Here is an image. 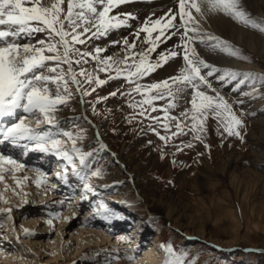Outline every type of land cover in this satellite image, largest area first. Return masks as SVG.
Segmentation results:
<instances>
[{"label": "rangeland", "instance_id": "374dc122", "mask_svg": "<svg viewBox=\"0 0 264 264\" xmlns=\"http://www.w3.org/2000/svg\"><path fill=\"white\" fill-rule=\"evenodd\" d=\"M128 4L129 2L114 9L112 15L127 13L125 7ZM122 30L129 35H121L117 40L121 42L120 45L110 44L109 46L113 54L119 56L123 55V39L128 37L130 39H127L132 41L136 33L131 27H121L111 31L108 35L114 32L119 33V31L124 32ZM258 33L264 39V33L260 31ZM145 35V33H140L141 38ZM42 36L43 34H37V38H42ZM107 36L91 43L94 45L101 43L106 40ZM137 43L138 47L147 46L140 44L139 41ZM77 47L85 46L77 45ZM237 49L240 55L245 57V59L238 58V60L246 62L245 64L249 67L224 69L239 73H253L257 77L264 75L263 71L253 67L254 62L264 67V61L256 52L242 45ZM158 54L161 53L156 48V51L151 53L149 61L154 63L158 59ZM171 64H173L172 59L166 63L162 62V66L150 75H146L140 83L148 85L168 79V76L165 77L166 79H159L158 74L167 66L172 69ZM85 67L94 68L95 61ZM179 67L178 71L177 69L172 70L173 74H170V77L179 74L182 68L181 65ZM170 68L168 71L171 70ZM97 75L100 79H107V75L103 72ZM235 83V81H224L226 87L230 85L235 87ZM212 86L231 105L236 116L243 121L242 126L238 128L243 139L234 135L229 136L219 120L209 116L204 124L205 130L199 133L200 140L194 139V134L185 128L186 134L172 137L165 143L152 129L155 128L160 135L171 136V132L176 131L174 125L171 132H165L163 127L152 121L150 117L163 118L164 113L159 109L166 106V100L155 101L158 110L155 112L149 110L142 116L140 115L141 106H137V102L147 97L131 92L130 89L133 86L126 83L123 78L108 80L102 86L92 85L95 91L83 97L75 92L73 87L71 100L66 106L60 105L55 114L56 116L60 114L57 122L63 126V132L69 131L74 136L82 137L77 141V147L82 152L91 153V156L87 157V169L91 172L99 170L101 174L96 177L105 181L106 186L108 183L109 185L106 187L89 180L86 183L92 187L93 191L85 192V183L79 182V178L69 176L70 173L67 172L72 171V168L67 169V183L74 187V195L78 194L79 202L76 204L79 205L76 214L70 219H67L68 215L64 216L69 208L64 207L63 204L69 205L70 201L67 199L74 197H62L51 202L52 204L48 203L49 206L43 208L45 214L39 220L32 222L30 219H24L25 216H21V211L17 206L23 201V204L36 203V201L40 203L44 198V193L40 189L48 188V184L43 182V187L35 181L32 183L34 173H38L35 169L14 167L10 173L0 172V192L6 188L9 192V198L3 193L0 195V209H12L10 214L5 213V217L3 213H0V226L2 228V225H5L4 228L7 230V232L4 231L5 233H0V247L4 245V250H7L6 248L11 246L18 250L17 257L9 261L0 259V264H120L125 261L124 255L131 251L130 246H134L135 254L139 255L146 244H151L154 249L150 256L153 264H165V260L170 258L169 248L176 256L183 259V264H264V123L260 120L264 118V103L258 104L264 101V86H261L258 78L255 81H247L235 92L229 94L225 89H220L213 83ZM85 87L88 86L85 85ZM253 87L258 90L256 93L244 95L246 92L252 93ZM207 91L209 95L215 96L214 92ZM112 92H117V94L112 96L110 95ZM190 98L191 90L182 99L176 101L178 106L170 110V115L179 117L181 112L190 108L191 105L186 102ZM142 107L148 108L147 105ZM18 112L17 117L26 115L22 111ZM64 113L69 114L71 122H65L64 116H61ZM30 119L36 121L40 117L33 116L28 120ZM28 120L26 123L35 128V124ZM101 123L104 124L103 130H106L105 135L101 134ZM186 123L190 127L191 122L186 121ZM61 139L65 141L64 147L70 150L72 142L67 138L61 137ZM188 143H191L193 147H184ZM178 147L182 150L178 151ZM19 150L21 149L16 148V152ZM122 150L124 152L121 154ZM133 155L137 160L143 161V164L147 163L148 180L144 181L142 188L135 187L136 179L128 173L131 168L126 164L127 158ZM41 156V152L36 151L30 158L35 164L47 162V168L42 171L46 177L41 176L42 179L52 177L59 179L55 173L62 174V172H56L54 168L57 169L58 166L62 168L65 165L67 168L71 167L60 156L54 154ZM76 163L79 169L78 160ZM153 164L155 166L151 167ZM120 173L123 178L118 175ZM188 173L201 176L202 178L199 177L201 181H205L203 186L191 187L190 183H187L188 186L178 188L179 185H186L187 181L184 180ZM22 190L23 194H21ZM15 191H19V195L23 196H12ZM128 197L141 200L144 208L142 213L135 212L132 217L141 226L140 232L143 234L135 233L134 244H130L133 233L131 228L134 225L132 226L126 215L116 208L118 203L128 201ZM101 203L106 206L107 212L99 207ZM8 215L11 219L7 218ZM88 217L98 222L99 227L97 228L108 234L109 238L119 233L120 244L80 252L77 249L75 236L84 228L77 223L69 231L56 235L55 228H58L60 220L68 221L67 225H71L74 224L72 221L76 218L82 221ZM23 223H27L28 230H31L30 237L21 234L19 228ZM109 224L114 228L111 232L106 228L110 226ZM135 230L137 228H134ZM34 231L38 235L42 232L37 231L44 232L41 234L47 243L43 246L44 248L30 243L29 238L32 237ZM9 232L12 234L9 235ZM50 243L54 246L52 247ZM125 244L127 247H124ZM57 247L60 248L59 256H56V253L50 249Z\"/></svg>", "mask_w": 264, "mask_h": 264}, {"label": "snow or ice", "instance_id": "6c2138e0", "mask_svg": "<svg viewBox=\"0 0 264 264\" xmlns=\"http://www.w3.org/2000/svg\"><path fill=\"white\" fill-rule=\"evenodd\" d=\"M128 2L129 0H0V144L7 142L21 149L25 156L33 151L60 156L72 166L73 175L85 180L86 174L81 173L88 167L87 157L91 156V153L82 152L77 147L81 136H74L69 131L53 130L58 128L55 114L60 105L66 106L71 100L73 87L75 92L83 97L95 91L92 85L102 86L108 80L120 78L133 86L131 92L147 97L137 102V106H141L142 116L149 110H158L155 101L166 100V106L159 109L164 113L163 118L150 117L152 121L160 124L165 132H171L174 125L176 131L171 132V136L160 135L155 128L152 129L165 143L172 137L186 134L185 128L194 134V139L200 140L199 133L205 130L204 124L209 116L218 119L229 136L243 139L238 130L243 121L236 116L224 97L213 88L209 78L215 77L221 82L235 81V87L239 88L247 81H255L257 78L261 86H264V75L257 77L253 73L220 69L204 60L195 45L199 43L211 52H223L245 59L239 50H234L227 41L203 30L200 19L205 18L206 13H222L262 33L264 23H257L255 19L250 18L243 0H178L177 13H169L167 17L154 22L146 21L137 29L131 42L124 38L122 56H102L101 53L107 49L91 42L107 36L113 30L128 27V21L136 19L131 13L112 15L114 9ZM168 29L175 31L166 34ZM154 32L157 35L153 36ZM140 33L146 35L141 38ZM37 34H43L42 38H37ZM177 34L180 35L181 44L175 47L181 51L170 49L167 53L158 54L154 63L150 62L149 57L156 51L159 43H164ZM138 41L147 47H138ZM181 53L184 66L178 75L148 85L140 83L146 75L162 66V62L166 63ZM92 61H95L94 68L85 67ZM100 72L105 73L107 79H100L97 75ZM217 73L220 75L216 76ZM189 90L191 98L186 102L191 107L181 112L179 117L170 115V110L178 106L176 101L187 95ZM207 90L214 92L215 96L209 95ZM257 91L253 87L252 93L246 92L244 95H252ZM116 94L117 92L110 93L112 96ZM143 105L148 108H143ZM18 111L26 115L17 117ZM33 116L40 117L35 128L26 123V120ZM5 120L12 122L2 123ZM186 121L191 122L190 127ZM41 124L46 127L40 128ZM61 137L72 142L70 150L64 147L65 141ZM184 147L193 145L188 143ZM177 150L181 151L182 148L178 147ZM6 164L16 168L23 167V164L18 163L11 155L0 153V171ZM66 172L67 165L65 174L57 173L59 179L65 183ZM100 174L99 170L91 173L92 176ZM35 182L40 184L39 179ZM84 189L85 192L93 191L87 183L84 184ZM99 207L105 212L108 211L103 203ZM11 211L10 208L0 209V213L10 214ZM7 218L11 219V216L8 215ZM168 252L170 258L165 260V264H183V259L176 256L171 248Z\"/></svg>", "mask_w": 264, "mask_h": 264}, {"label": "bare ground", "instance_id": "6f19581e", "mask_svg": "<svg viewBox=\"0 0 264 264\" xmlns=\"http://www.w3.org/2000/svg\"><path fill=\"white\" fill-rule=\"evenodd\" d=\"M243 4L245 7V10L248 13H250V18L255 19L257 21V23H264V0H243ZM205 7H207V6H205ZM125 8H126V11H128L127 13H131L133 16L136 17V19L128 21V24H129L128 28L131 27L132 29L137 31V29L142 27L146 21H153L154 22L155 20L160 19L162 17H167L169 13H172V14L177 13L179 11V2H178V0H129V4ZM177 19H179V18H177ZM162 23H163V21H162ZM200 25L203 28V30H205L206 32L214 34L215 36L222 38L224 41H227L230 45L233 46L234 50L237 49L238 46H241V45L245 46V47L251 49L252 51L256 52V54L258 56H260V59H262L264 61V39H262L263 36L261 37L259 35L258 29L255 30L254 28H252L250 26L246 27V26L242 25L241 23L236 22L232 18L223 15L222 13H220V14L206 13L205 18L200 19ZM157 27H160V26H157ZM124 29L127 30V28H124ZM120 31H119V33L114 32L113 34L108 35L106 40H104L103 42L96 43V45H99V46L107 49L106 52L102 53V56H115V55H117L115 53L113 54V51L110 50V48H109L110 44H112L113 41H117L121 37V35H123V36L129 35V33L125 32L124 30H122V31H124L122 33ZM173 31H175V29H168L166 31V34L168 32H173ZM181 31H183V30H181ZM155 35H157L156 32L153 33V36H155ZM128 39H130V38H128ZM162 39H163V37H162ZM22 42H25V41H22ZM179 44H181V39H180V35L177 34V35L171 36V38L167 39L166 42L159 43V46L157 47V49H158L159 53H167L168 50H170V49H175L177 51H181L179 48L175 47ZM112 45H114V44H112ZM195 46H196L197 52L199 53V55L204 60H206L208 63H210V64H212V65H214L220 69H224V68H228V67L229 68H235V69H243L245 67H249L246 65L247 64L246 62H245L246 63L245 64V63L239 61L238 58H236L235 56H231V55H228V54L223 53V52H220V53L211 52V51L207 50L206 48H204L199 43H197ZM145 47H147V46H145ZM116 50H115V52H116ZM121 50H122V48H121ZM170 59H172V62H173V64L170 65L172 67V69L169 66H167L161 73L158 74L159 79H162V78L166 79L165 78L166 76L170 77L171 76L170 74H173V72H172L173 69H175V70L177 69V71H178L180 68L179 67L180 65H181V67L184 66V61L182 59V53L180 56H176V57H173ZM253 67L256 70L264 72V67H261L260 63L258 64V62H254ZM168 68H170L171 70L168 71ZM176 75H178V73ZM215 75L218 76V75H220V73H217ZM209 79L211 80V82L216 87H218L220 89H225L228 92V94L235 92L237 89L233 85H230V86L228 85L229 87H226L227 85H225L224 82L219 81L215 77H210ZM263 103H264V101L258 102V104H263ZM59 115L56 116V119H59V117H60ZM61 116H64V119L66 120L65 122H67V123L71 122V121H69L70 120L69 114L64 113ZM260 120L264 123V118L260 119ZM36 121H37V119H36ZM36 121H35V119L28 120V122L34 123L35 126L37 127ZM11 122H12L11 120H5L2 123L10 124ZM65 122H64V124H65ZM44 126L46 127V125H43V124L39 125L40 128H45ZM100 127L102 128L101 134L103 135L106 131L105 129L103 130L104 124L101 123ZM53 130L63 132V126H60V124L58 123V128L53 129ZM7 144L8 143H6V145ZM123 147H124V145H123ZM17 149H19V148H17ZM123 150L121 151V154L124 152ZM0 153L11 155L14 159H16L18 161V163L23 164L22 168H24V169H27V170L28 169H35L36 172L40 173V174H38V173H34V172L30 171V172L35 174L34 178L32 177V183H34V181L39 179L40 180L39 185H43L44 183L48 184V188L45 187V188L40 189L44 193L43 194L44 198L42 199V201L40 203H37V201H36V203H30V202L28 203L27 202L26 204H23L24 201L22 202V200H21L22 203L18 204V206H17L18 210L21 211V216H23V217L25 216L24 219H26V220L30 219V220H32V222L39 220L40 217H42V215L45 214L43 211V208L49 206L48 203L52 204L51 202H53L54 200L57 201V199H59V198L68 197V196H73L74 198L73 199H67L68 201H70L69 205L67 203L63 204L64 207L69 208V211L68 212L66 211L67 213L64 216L68 215L67 219L68 218L70 219L74 214H76L75 212L77 210V206L79 205L76 203H78L79 200L77 199L78 194L74 195V192H75L74 187L71 186L70 184H68L67 182L65 183L64 180H60L58 178L55 179V177H52L50 179L49 178H43L42 179V177L45 176V175H43L44 172H42V171H44L47 168V162H40V163L35 164V162H32V160H31L32 157L29 156V154L27 156H25L23 154H22V156L17 155L16 154L17 153L16 148L10 144L8 145V148H6L5 145L4 146L1 145L0 146ZM41 154H42L41 157H43V155H45V153H41ZM46 158H44V159H46ZM126 164L129 165V167L131 168L130 171L128 170V173L132 174L133 178L136 179L135 180V183H136L135 187L136 188L137 187L142 188L145 184L144 181L148 180L147 171H146L147 163H144L145 164L144 165L143 161L137 160L135 155H133L132 157L127 158ZM154 166H155V164H153L151 167H154ZM13 168H14V166L6 164L3 166V170L0 172H3L4 174L10 173L11 171H13ZM56 168H57V166H56ZM71 168H72V166L68 167L67 169H71ZM55 170H56V172L57 171L62 172V175L65 174V172H63V171H65V167H63V166H62V168H61V166L60 167L58 166L57 169L54 168V171ZM144 172H145V174H144ZM168 172H170V171H168ZM67 173H70L69 176H74L75 178H79V176L73 175L72 171L67 172ZM91 173L92 172L89 171L87 168L84 169V171L81 173V175L86 174V179L81 180L79 178V180H80L79 182L86 183V181L92 180V181H96L97 183H100V184H103L106 186L105 181L99 180L96 176H92ZM121 173L118 175H120L123 178ZM55 174H57V173H55ZM187 175L188 176L184 180V181H187V182H185L186 185H179L178 188L188 186L187 183L188 184L190 183L191 187H194L197 185L199 187L203 186V182H205V181L204 180L201 181V179L199 178L201 176H198L196 173H191V174L188 173ZM21 183H23V182L21 181ZM108 185H109V183L107 184V186ZM43 187H44V185H43ZM7 190H8V188H6L4 191L0 192V195L3 193L6 197L9 198V192H7ZM20 192H21V190H20ZM10 193H12V192H10ZM19 194H20L19 191H15V193L12 194V196H14V197H18V196L22 197L23 196V195H19ZM21 194H23V190H22ZM4 195H3V198H4ZM68 198H71V197H68ZM80 199H81V196H80ZM160 199H162V198H160ZM15 201H16V199H15ZM56 201L54 203H56ZM141 203L142 202L139 199L135 200V199L129 198L128 201L126 200L125 202H122V203L120 202L116 205V208L119 211H121L122 214L126 215L130 224H132V226L134 225L133 228H131L132 230L130 229L131 232H133L131 234L130 239H132V240H131L130 244H134V241H136L135 240V233L138 235L139 234L143 235L140 232L141 226L138 225L139 223L137 222V220L135 218H132L135 215L134 214L135 212L140 214V213H142V211H144L143 205ZM44 204H47V205L44 206ZM54 206H56V205H54ZM74 206H76V207L74 208ZM59 207H60V205H59ZM59 207H57V208H59ZM44 210H46V209H44ZM4 215H5V213H3V216ZM72 222H74V224ZM72 222H70V223H72L71 225H67L69 223L68 221L62 222L60 220V224H59L58 228L57 229L55 227L54 228L56 230V235H58L59 233L69 231L70 228L73 225H75V223H77L81 228L83 227L84 229L80 230L79 233L75 236V238L77 240V245H78L77 249H79L80 252L81 251H88L90 249H98V248L101 249V247H103V246L104 247L105 246L106 247H108V246L114 247L115 245L120 244L119 241H121V238H120L121 236H119L120 235L119 233L112 235L113 238L111 236L109 238L108 234L99 230L100 228H97V227H99V223L92 220L90 217L83 219L82 221L76 218ZM26 224L27 223L21 224L19 229H20V232L23 236H29L30 237L32 232H31V230H28ZM4 226L5 225H2V228L0 226V233L4 232V231L7 232V230L4 228ZM87 227H89V228H87ZM109 227H106V228L108 231L110 229V232H111L114 228H112L111 225ZM130 227H131V225H130ZM134 228L135 229L137 228V230L134 231ZM94 229H98L99 231L94 230ZM25 230H27V232ZM37 232H40V233L42 232L41 234L44 233L43 231H37ZM11 234L9 232V235H11ZM41 234L38 235L34 231L32 237L29 239L31 240L30 243H32V245H36V246H39L40 248L41 247L44 248L43 246L47 245V243L44 240L45 237ZM122 236H123V233H122ZM50 245L52 247L54 246L51 243H50ZM124 247H127V245L125 244ZM133 247L134 246H132V247L130 246L131 251H128L129 253H127V255H124L123 259L125 261L121 262L120 264H145V263L153 264L152 258L150 256H152L154 249H153L151 244L150 245L146 244L144 249L142 251L140 250L141 253L139 255L135 254V249ZM6 249L7 250H4V245L2 246V248L0 247V259H2V260L8 259V261H9V260H12L13 258L18 256L17 255L18 250L16 248H11V246H10L9 248H6ZM50 249L52 252L56 253V256H59L58 252H59L60 248L57 247L54 249L53 248H50ZM133 255H135V256L133 257ZM129 257H132L133 259H129Z\"/></svg>", "mask_w": 264, "mask_h": 264}]
</instances>
